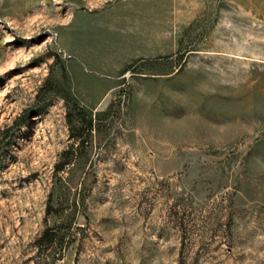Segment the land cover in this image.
I'll return each instance as SVG.
<instances>
[{
	"label": "rangeland",
	"instance_id": "obj_1",
	"mask_svg": "<svg viewBox=\"0 0 264 264\" xmlns=\"http://www.w3.org/2000/svg\"><path fill=\"white\" fill-rule=\"evenodd\" d=\"M0 264H264V0H0Z\"/></svg>",
	"mask_w": 264,
	"mask_h": 264
}]
</instances>
